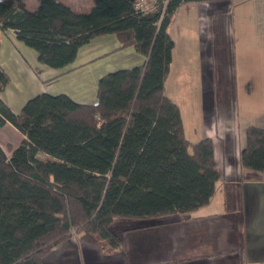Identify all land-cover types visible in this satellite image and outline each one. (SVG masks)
Here are the masks:
<instances>
[{
  "label": "trees",
  "instance_id": "16d2710c",
  "mask_svg": "<svg viewBox=\"0 0 264 264\" xmlns=\"http://www.w3.org/2000/svg\"><path fill=\"white\" fill-rule=\"evenodd\" d=\"M136 1L92 0L78 13L62 0H38L34 10L0 0V32L14 30L41 64L63 68L107 34L145 58L101 76L93 104L41 93L14 113L0 98V126L9 122L24 135L9 154L0 147V264H45L44 255L73 235L116 249L115 219L185 214L210 200L218 179L212 142L187 141L164 81L174 13L216 0H168L163 13L162 4L143 12ZM9 81L0 65V93ZM240 165L264 173V129L247 128Z\"/></svg>",
  "mask_w": 264,
  "mask_h": 264
},
{
  "label": "crops",
  "instance_id": "0c3cea01",
  "mask_svg": "<svg viewBox=\"0 0 264 264\" xmlns=\"http://www.w3.org/2000/svg\"><path fill=\"white\" fill-rule=\"evenodd\" d=\"M167 32L173 48L165 94L180 111L187 141L212 142L218 179L210 200L185 214L115 219L116 249L73 235L44 255L45 264H264V173L240 165L247 128L264 129V0L187 2ZM144 61L107 34L56 69L39 63L37 52L8 29L0 32V65L10 81L0 98L14 113L41 93L93 104L101 76ZM23 138L11 123L0 126L6 154Z\"/></svg>",
  "mask_w": 264,
  "mask_h": 264
},
{
  "label": "rangeland",
  "instance_id": "374dc122",
  "mask_svg": "<svg viewBox=\"0 0 264 264\" xmlns=\"http://www.w3.org/2000/svg\"><path fill=\"white\" fill-rule=\"evenodd\" d=\"M25 3H26V7L29 9V10H34L37 5H38V0H24ZM62 1H66V0H62ZM76 2L78 4H81V5H74L73 6V10L75 12H78V13H85L87 11L90 10L91 6H92V0H76ZM86 3H88V5L90 4V7H85ZM109 73V72H107ZM42 157L45 156V154H42L41 155ZM45 158V157H44Z\"/></svg>",
  "mask_w": 264,
  "mask_h": 264
},
{
  "label": "built area",
  "instance_id": "2783aa9c",
  "mask_svg": "<svg viewBox=\"0 0 264 264\" xmlns=\"http://www.w3.org/2000/svg\"><path fill=\"white\" fill-rule=\"evenodd\" d=\"M168 0H137L135 7L143 12L155 11L158 6L162 4L161 13H163L164 7Z\"/></svg>",
  "mask_w": 264,
  "mask_h": 264
}]
</instances>
